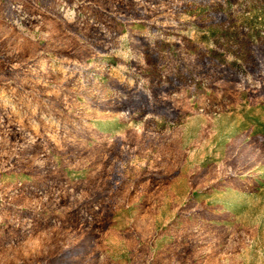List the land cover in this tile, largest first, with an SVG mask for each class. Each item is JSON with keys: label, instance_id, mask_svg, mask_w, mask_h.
I'll return each mask as SVG.
<instances>
[{"label": "rangeland", "instance_id": "obj_1", "mask_svg": "<svg viewBox=\"0 0 264 264\" xmlns=\"http://www.w3.org/2000/svg\"><path fill=\"white\" fill-rule=\"evenodd\" d=\"M264 0H0V264H264Z\"/></svg>", "mask_w": 264, "mask_h": 264}, {"label": "trees", "instance_id": "obj_2", "mask_svg": "<svg viewBox=\"0 0 264 264\" xmlns=\"http://www.w3.org/2000/svg\"><path fill=\"white\" fill-rule=\"evenodd\" d=\"M256 125L259 127L258 130H260V132L264 134V123L258 121Z\"/></svg>", "mask_w": 264, "mask_h": 264}]
</instances>
